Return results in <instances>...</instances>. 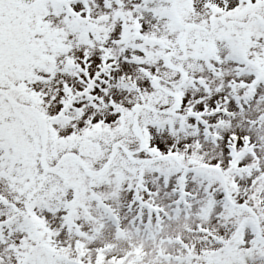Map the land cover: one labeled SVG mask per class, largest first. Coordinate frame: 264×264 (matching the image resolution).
Wrapping results in <instances>:
<instances>
[{
	"label": "snow or ice",
	"instance_id": "snow-or-ice-1",
	"mask_svg": "<svg viewBox=\"0 0 264 264\" xmlns=\"http://www.w3.org/2000/svg\"><path fill=\"white\" fill-rule=\"evenodd\" d=\"M0 264H264V0H0Z\"/></svg>",
	"mask_w": 264,
	"mask_h": 264
}]
</instances>
